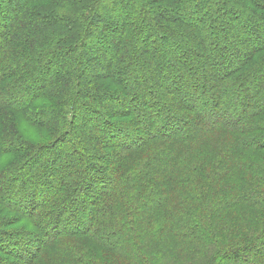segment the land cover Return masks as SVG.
I'll return each instance as SVG.
<instances>
[{"label": "trees", "instance_id": "16d2710c", "mask_svg": "<svg viewBox=\"0 0 264 264\" xmlns=\"http://www.w3.org/2000/svg\"><path fill=\"white\" fill-rule=\"evenodd\" d=\"M104 1L0 0V98L15 87L26 98L20 105L0 101V195H5L0 204L14 211L10 197L25 195L26 186L35 187V182L45 189V198L37 205L26 198L21 203L25 217L36 223L45 218L54 226L48 232L35 225L40 235L25 237L13 229L4 231L5 220L0 223V253L21 256L25 264H46L35 260L48 250L55 255L53 264H264V173H259L264 165L256 161H264V37L251 49L246 41L263 25L264 0H219L217 10H230L227 16L215 15L212 0H122L130 11L118 16L123 26L91 37V29L101 22ZM137 9L141 12L130 16ZM240 18L249 24L242 27L237 44L247 51L231 67L229 52H215L213 47L230 37L238 39L235 32L222 29L239 25ZM218 22L221 26L212 30ZM145 32L147 44L140 51L149 46L158 59L163 51L176 49L175 39L181 38L192 47L186 52L195 60L185 64L182 56L175 58L176 76L183 78V85L168 90L162 81L160 89L170 99L156 114L146 115L150 121L139 128L141 141L122 147L120 121L131 117L139 126L141 112L125 107L128 113L123 115L106 107L105 100L131 98L121 87L127 77L124 65L136 59L131 43L145 39ZM92 38L98 49L116 46L84 91V66L100 63L86 52ZM238 46L227 47L233 51ZM210 60L211 67L205 66ZM149 65L157 80L169 71L161 61ZM197 65L203 72L200 84L189 75ZM258 76L248 96L245 89ZM131 87L152 91L136 81ZM231 88L245 91L241 96L229 94L232 101L239 100V110L220 120L218 112L229 96L222 98ZM190 92L192 100H208L212 114L202 104L197 105L200 110L194 108L191 99L177 100ZM93 106L108 110L109 119ZM162 110L170 113L168 120L176 118L173 112L180 114L181 131L172 132L165 122L156 124ZM201 110L213 121L205 125ZM92 119L93 124L94 119L102 121L99 135L108 141L109 131L117 144L95 148ZM22 121L43 138L50 137L49 144L36 145L25 137ZM70 148L71 171L64 170L48 184L46 178L62 169L63 152ZM33 187L28 191L33 193ZM83 219L85 226L77 233L57 231L61 222L78 227ZM30 237L37 242L33 250ZM3 261L0 264L10 263Z\"/></svg>", "mask_w": 264, "mask_h": 264}, {"label": "rangeland", "instance_id": "374dc122", "mask_svg": "<svg viewBox=\"0 0 264 264\" xmlns=\"http://www.w3.org/2000/svg\"><path fill=\"white\" fill-rule=\"evenodd\" d=\"M132 1L135 2L137 0H131V2ZM193 1H195V0H193ZM118 2H119V8L124 9V10H122V12H120V10L118 9V6H117ZM121 2H123V1L122 0H105L104 1V3L102 4V6L100 8L101 11L99 12V17L101 18V22L98 23V25L93 26V28L91 29V37H94L96 34L105 33V32H107V30L109 31L111 29V27H113L114 31H116V29L118 28V25L123 26V23L119 24L117 22L118 16L119 15L124 16L127 13L129 14L130 11L124 5H122ZM219 3H220L219 0H212V3L210 4V9L215 12V15L219 14V15L227 16L228 13L230 14V12H231L230 10H226V11H221L219 9L217 10ZM190 7L192 8L193 6L190 5ZM148 10L149 11H147L148 12L147 14L149 15V13H151V9H148ZM136 12L138 14L141 11L139 9H137L136 11H132V14H130V16H133L134 13H136ZM149 18H151V17L148 16L147 20ZM240 19L242 22L239 23V25L238 24L236 26L233 25L232 27L229 26L227 28L224 27L222 29L224 32H226V31L231 32V33L235 32V34L239 35L238 39L234 41V38L232 39L230 37V38H227L226 40H222L221 41L222 44H220L218 47L217 46L213 47L215 52H219V51L229 52L228 56L226 57V60L230 63L229 65L231 67H234L236 64H239L240 63L239 60L241 59L242 55L247 51L246 49L242 48L241 45L238 46L237 43L240 40L239 37L242 38V36H241L242 35V27L247 26L249 24V21H245L243 18H240ZM185 20L188 21V19H186V18H185ZM189 22H190V19H189ZM220 22H222V21L220 20ZM262 24L263 25L259 26L260 28H258V30L256 32H254L255 35L253 34L252 36H250L246 39V41L249 39L247 47H249L250 49L252 47H255V45H257L258 37H261V36L264 37V34L261 32L262 27H264V22ZM218 26L220 27L221 23L219 24V22H218L216 24H213L211 28H212V30H214L215 27H218ZM208 32H210V30H208V28H207L206 33H208ZM206 33H205V35H206ZM106 34H108V33H106ZM149 35H151V34L149 33ZM143 37H145V39H146L147 32L144 33ZM145 39L143 38L140 41H136V43H134V40H133V43H131L132 44V51H133L136 59L134 60V62L129 61L128 64L124 65L125 66V73L127 74V77L125 78L124 84L122 83L121 87H125V89L130 92V94L132 95L131 98L129 100L119 101L118 99H113L111 97H108L107 100H105L106 107H108V108L113 107L115 109L117 108V111L123 115L128 110L129 111L131 110L134 114L136 113V111L141 112L140 113L141 115H140V125L139 126L134 125V123H136V122H133V119H131V117L128 118L125 116L120 121V123L124 124L123 125L124 126V134L122 137L118 138V143L120 145H122V147L124 145L130 146L133 142H135L136 144L138 142H140L141 137H139V134H140L141 130L139 128L140 127H146L148 122L150 121L149 116L147 119L146 115L150 114L151 112H154V114H156V112H157L156 109H163L162 107L170 99V97H168V95L166 93H163V91L160 89V84L163 85V82H164V85H166V86L169 85L168 87H166V88H168V90L174 86L181 87V85H183V83H184V80L182 81L183 78L179 77L178 75L176 76V74H177L176 70L178 69V66L175 65V67H174V62H176L175 58H177V56L178 57L182 56L183 61L186 62L185 64L191 63L194 59V56L192 55V53L186 52V51H188V49L191 50L192 47L191 48L187 47V45H185L183 43L181 38L180 39L174 38L176 43H177L176 49L172 50L171 52L169 50L163 51L162 54H158V59H157V57H155L154 51H149V46L147 49L140 51V49L144 45L147 44L148 37L146 40ZM94 40L95 39L92 38L91 42L86 44V52L88 53L89 56L91 54L94 55L93 57L96 58V60H99L100 63L99 64H97V63L93 64L92 63L91 65L87 64L88 67L84 66L85 69H87L86 70L87 77L85 79V84L83 83V87L84 86L85 87L84 88L82 87L84 91H86L85 89L88 88V86H89L88 83L91 84L92 80L100 72L103 71V68L101 67V65L103 66L105 64L106 58L108 59V57H111V55H113L111 48H114L116 46V43H111L108 46L106 45V47H104V48L99 47V49H98V48H96V45L93 46L94 43H92V42H95ZM99 44L100 43H98V45ZM233 45L234 46L237 45L240 48H236L233 51H231V49H229L227 47V46H231V48H232ZM156 47L157 46L153 47V49H155ZM206 48H208V47H206ZM156 61H161V65H165V66L169 67V71L163 73V75L161 74V76L159 77L160 79H158V80L153 78L149 73V67H150L149 63H152L155 67ZM211 62H212L211 60L205 62V66L211 67V65L213 63V62L212 63ZM217 65H219V64L217 63ZM197 66L198 67L194 66V68L191 69V71H189V73H190L189 75L191 76V74H192V78L190 80H192L193 78H195V79L197 78V82L200 84L201 80L203 78L202 77L203 72H200L199 71L200 70L199 65H197ZM158 68H161L160 65ZM161 70H162V68L159 69V71H161ZM259 75H261V74H259ZM261 76H263V75H261ZM259 78H260V76H258V78H256V80L253 81L252 86H249V88L245 89L246 90L245 94H247L248 96H251V94H252L251 87H253V89H255L254 87H256V84L259 83ZM135 81L140 82L141 84L150 87V89L152 91L149 94H146L142 91H139L138 88H136V87L132 88L131 84L133 82L135 83ZM186 81L188 82V78ZM199 86H201V85H199ZM238 91L239 90H237L236 88L232 89L231 92L225 93L222 99L225 98L226 94H227L226 96H229L230 93H234V92L236 94H239V96L244 95L245 91L244 92L243 91L238 92ZM193 95H194L193 92L188 93V96H186V93H184V94H182V96L178 97L177 100L181 101V102H187L188 101L187 99L190 100ZM9 99L13 100L12 102L15 103L16 105H20L21 103H23L25 101L26 98H25L23 91L19 90V88L15 87V88H12V91L6 90V93H4V95L0 98V101H7ZM201 102H203V103H201ZM198 104H202V106H204V111L208 112L209 114H212V110H211V107L209 106L208 100H206V101L205 100H203V101L192 100V106L194 108H198L200 110V107L197 106ZM239 106H240L239 100L232 101L231 96H229L227 99H225L224 106H222L221 109L219 110L218 118L221 120L224 117L229 118V115H232V114L236 115V113L239 110ZM94 107H95V110L100 111L99 112V113H101L100 115H103L105 118L109 119V116H111V114L108 110L105 111L104 109H102V106H93V108ZM125 107H128L127 108L128 110L125 109ZM180 111H184V110H180ZM163 112L161 114L159 112V115L155 116V117H157L156 124L158 122H160V124H163L165 122V126L166 127L169 126L171 128V130H173L172 132L181 131V128L179 127L180 121H178V119H177V115L179 116L180 114L173 112L172 115L175 114L176 118L171 116V118H169V120H168V116L170 113L165 112V111H163ZM201 112L202 113L200 115H201V118L205 121V125L210 123V121L211 122L213 121L212 118L208 116L209 114L208 115L204 114L202 110H201ZM81 114H84V113L81 112ZM85 115H86V121L88 120V122H89L90 115H87V113H85ZM96 117L98 118V115ZM173 118L175 119V121L173 120ZM151 119L154 122L153 118H151ZM165 119H166V121H165ZM101 122L102 121H100V120L97 121V119L96 120L94 119V123L96 124L95 125V124H93V119H92L91 124H93V125H92L91 129H94L93 135H95V138H97V140L94 142L93 146L95 148H98V146L112 147L113 144H117V142L113 140L112 134L109 131H107L109 133L108 135L112 139H110L108 141L106 139L104 140L102 138V136L99 135L100 134L99 129L102 130ZM19 127H20V132H22V133L24 132L25 137H27L33 143L36 142V145L49 144V142L51 141L50 137H47V139L43 138L39 134L38 130L36 131L35 128L28 127L24 121H22V123L19 125ZM95 129H96V131H95ZM155 130H158L156 125H155ZM41 132L40 133L43 135V131H41ZM155 133H156V135L158 134V132H155ZM38 139H41V142H39L40 140H38ZM37 140H38V142H37ZM71 147L74 148L73 145H71ZM72 148L63 152L64 153L63 158L61 159V166H63V167H61L62 169L57 168V170L54 171L52 173V175L48 177V179L46 178V182L48 184H50V182L53 183L52 180H53L54 176H57V175L64 173L63 172L64 170L66 172L71 171L68 166H69L70 159H71L70 154H72V152L74 151V149H72ZM109 150H112V149H109ZM109 150H106V151H109ZM96 152L102 153L100 150H97ZM257 155L258 154H256L255 156H257ZM256 161H260L259 166L264 165V161H262V159H258ZM256 163H258V162H256ZM259 173L261 175H263L264 166L260 169ZM31 174H33V173H31ZM33 179H34V177H33ZM33 179H28V182L30 180H33ZM258 184H260V179H259ZM34 185H35V187H33L30 184H28L26 186V188L24 190V191H26L25 195H23L24 193H20L18 195L16 194V195H13L12 197H10L11 198L10 199V203H11L10 205L12 206V204H13L16 206L15 208H13L14 211H12V210L7 211L8 208H6L0 204V223H2L3 221L6 220V224H5L6 228H4V231L5 230L12 231V229H13L17 233L18 232L24 233L25 237H26V236H32V235H40L39 231L36 230L35 225L41 226L44 230H47L48 232L52 229V227H54L49 222L46 223L45 218L41 219L40 222L36 223V222H32L30 219L25 217V214L23 212L24 207L22 206L21 203L26 198H33L35 200L34 204L36 203V205L40 201H42L43 198H45V196H43L44 194L42 193L45 189L40 185H39V187H37L38 184L35 182H34ZM30 186L33 187V189H35V191L33 193L31 191L30 192L28 191ZM261 188H263V186H261L260 189ZM86 192H87V189H85L83 191L82 195H84V193H86ZM4 196H5L4 194L0 195V197H4ZM82 198H83V196L79 199L80 202L82 201ZM0 199H2V198H0ZM156 201L160 202V199H157ZM83 221H84L83 226L78 225V227H76L75 224H72L71 221H69L68 223H66V222L62 223L61 222L59 224L60 226L57 228V231H61L64 229L67 231L73 230L77 233L79 230H82L84 228V226H85L84 224H85L86 220L83 219ZM7 224H10V225H7ZM1 229H3V227ZM29 239H31L30 241H33V243L30 244V250H33L37 246V242L32 237H30ZM62 239H63V241L65 240L64 237ZM45 251H47V250H44V253H45ZM262 252L264 253V247L262 248ZM9 255H10V253H9ZM54 256L55 255L50 253V251L48 250L46 254H42V257L40 256L41 260L38 259L37 261L35 260V262H41L42 261L43 263H46V264H53V262L55 260ZM5 259L10 261L9 264H25V260L21 256H17V255L15 256L12 254L10 256H7L6 254L4 255V254L0 253V262L4 263L3 260H5ZM244 264H249V263H244Z\"/></svg>", "mask_w": 264, "mask_h": 264}]
</instances>
